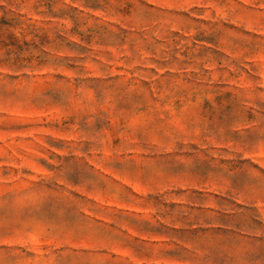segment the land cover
<instances>
[{
    "label": "rangeland",
    "instance_id": "rangeland-1",
    "mask_svg": "<svg viewBox=\"0 0 264 264\" xmlns=\"http://www.w3.org/2000/svg\"><path fill=\"white\" fill-rule=\"evenodd\" d=\"M0 264H264V0H0Z\"/></svg>",
    "mask_w": 264,
    "mask_h": 264
}]
</instances>
